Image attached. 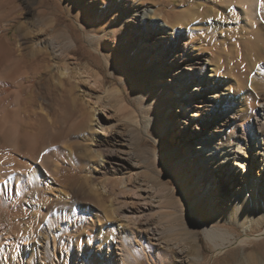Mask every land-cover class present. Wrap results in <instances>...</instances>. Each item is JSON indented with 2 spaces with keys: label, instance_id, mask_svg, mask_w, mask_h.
I'll list each match as a JSON object with an SVG mask.
<instances>
[{
  "label": "bare ground",
  "instance_id": "1",
  "mask_svg": "<svg viewBox=\"0 0 264 264\" xmlns=\"http://www.w3.org/2000/svg\"><path fill=\"white\" fill-rule=\"evenodd\" d=\"M192 2L179 0L177 9H169L162 16V23L157 22L161 17L154 8L146 9L133 4L124 11V16L118 23V40L114 47L118 49L115 53L119 60V65L116 63L118 67L137 80L130 98L126 97L121 87L105 89L104 80L97 72L90 73L77 60H70V49L75 41H62L60 35L52 33V28L41 19L20 21L14 39L7 36V27L0 31V59L3 58L5 62L4 76L0 79V87L4 93L0 98V126L9 147L7 156L0 158V212L4 207L10 209L14 227V233L5 238L8 243L5 240L4 243L1 242L0 264H50L60 262L63 257V261L65 260V255L57 254L61 243L51 229L54 220H48L44 227L52 231L51 234H39V238L42 237L39 241L35 240L38 232L37 228L34 229L38 219L37 212L45 204L40 198L43 193H48L52 199L63 201L57 188L58 182H61L60 167L56 165L50 168L48 156L38 162L32 158L23 160L25 157L16 155L12 150L21 138V122L18 119L21 110L19 105L13 106L14 101H18V97L22 95L27 80L41 78L45 74H49L51 78L57 77L65 90V99L80 109L77 128H81L79 133L87 131L82 141H89L84 142L85 150L80 156L97 164L99 174L108 176L95 182V177L90 176L91 174L88 176L84 168L83 175L78 180L86 188L85 203L92 206L96 203L103 210L106 225L109 226L99 229L100 236L97 237L96 233L97 239L88 243L90 251L83 254L80 249L77 250V264H119V260L125 262L128 245L140 244L144 239L146 244L156 245L157 252L167 250L163 255L169 263L172 260L185 261L187 246H168L169 242L163 240L158 226L162 220L160 210H157L161 200L150 196V186L148 182H144L146 174L141 170L149 160L146 157L149 151L139 149L143 134L154 137L160 147L164 148L163 153L158 155L150 152L149 156H154L157 164L163 166L172 177L177 176L180 179L178 184L188 178L179 168L184 163L194 166L195 158H199L202 172L193 169L194 173L190 172L189 175L194 182L193 188L197 189L200 183L203 184L202 193H198L196 200H200L204 194H217L219 182L228 181L229 188L225 190V196L218 198L219 201L223 199L221 214L217 209H210L209 217L221 215L223 221L239 225L243 230L254 223L264 222V218L257 214L259 199L264 208V185L259 188L257 181L251 177V167L257 163L264 173V73H261V66L258 68L260 61L264 59L256 60L258 56H264V24H260L258 20L263 16L264 0H239L244 7L242 12L246 19L252 18L254 22L249 26L254 28H249V31L252 30L249 36H246L248 31L244 29L245 26L243 29L237 28L238 32L234 31L238 40L244 43L245 49L237 52L239 41L230 42L231 49L229 52L227 49V56L233 63L227 60L228 57L223 59L226 58L225 46L229 43L214 41V36L208 32L212 31L210 28H214L211 27L214 22L204 21L203 25L200 21L202 27L195 24L199 21L198 18H202L198 16L203 13L198 9L200 1V4L193 3L194 5ZM241 3L237 2L236 6L242 7ZM224 5L229 4L224 2ZM107 10L103 7L96 14V22L102 21ZM209 17L207 18L210 19ZM187 22L188 26L190 23L193 26L188 28V35L181 29H175L172 33L166 29L177 26L181 28ZM228 28H224V31L229 40ZM109 29L112 33L113 25ZM129 33L134 43L128 45L124 39ZM199 39L204 43H197ZM195 43L198 49L188 53L187 49L194 48ZM200 45H204L208 53L201 51ZM211 49L216 50L212 53V59H209ZM204 74L210 78L208 81ZM81 87L82 94H78ZM12 94L15 100L10 98ZM245 94L248 97L244 99ZM236 95L238 98H235ZM108 100H115L118 103L117 110L124 112L126 116L122 132L115 127L119 124L118 118H122L115 116L114 121L109 118L111 109L108 110ZM248 100L258 103L249 104ZM176 103L184 119L179 116L173 119L171 116ZM95 126L99 127L102 135L99 136L94 131ZM169 129L176 142L172 146L165 142ZM189 130L193 131L190 135L187 133ZM100 157L103 162H100ZM127 171L134 172L133 177L125 176ZM242 172L243 177L238 180ZM190 188L191 186L183 185L182 192ZM106 193L108 196L113 195L112 208L107 205ZM219 201L215 200L216 203ZM26 206L32 208L31 214L26 211ZM188 208L194 212L192 203ZM89 212L85 213L86 216H96ZM27 215L29 220L23 223L22 220ZM112 218L118 219L116 226L112 224ZM170 219L171 216H168L165 221L169 222ZM201 226L215 254L221 253L222 249L232 243L247 244L250 241L248 234L230 232L214 219L210 222L203 221ZM110 230H115V236L105 237ZM260 234L264 235V229Z\"/></svg>",
  "mask_w": 264,
  "mask_h": 264
},
{
  "label": "rangeland",
  "instance_id": "2",
  "mask_svg": "<svg viewBox=\"0 0 264 264\" xmlns=\"http://www.w3.org/2000/svg\"><path fill=\"white\" fill-rule=\"evenodd\" d=\"M192 1V5H194L193 3L200 4L201 2L198 9L199 12L203 13L198 16H202V18H198L199 21L195 24L202 27V24H205L204 21L212 20L214 22L211 25V27L214 26V28H210L212 31L208 32L214 36V41H226V44L229 43L228 46H225L226 48L224 47L225 49L222 47L225 50L223 51L226 57L223 59H227L228 57L227 60H230L229 62L231 63L232 60L229 59V56H227L229 50L231 49L229 47L230 42L233 43L239 41L238 36L234 33V31L237 30L238 32L239 28L243 29L245 26L244 29L248 31V34L245 32L244 35L247 34L246 36H249L252 31L249 30L254 28V26H249L254 24L252 18H250V20L246 19L247 17L242 12L244 7L239 0L236 1L238 4L241 3L242 7H240V5L237 7V2L235 0H231L232 2L230 0H212L215 1L213 3L211 0ZM223 1L226 5L229 4L230 6H225ZM233 2H235V5H233ZM178 3L179 0H0V31L7 27V36L14 39L15 35L18 33V25L20 21L26 22L33 19H41L42 22L52 28V33L60 35V39L62 41H75V44L71 47L72 49H70V60H77L81 66L87 67L90 73L97 72V74L104 80L105 89L112 88L114 86L121 87L126 97L130 98L132 96V91L136 88L137 80L133 79L132 76L127 75L122 68L118 67L119 60L115 54L118 49L114 47L118 40V23L123 18L124 11L130 9L133 4L140 5L146 9L154 8L161 17V19H158L157 22L162 23V16L165 15L169 9H177ZM103 7L108 10L106 14H104L102 21L100 20L99 22H96L95 16L100 13V10H102ZM236 15H239L240 17H237ZM263 16L258 19L259 23L262 25L264 24V22H262L264 21ZM231 20L233 22H230ZM248 22L249 24H247ZM110 25H113L114 31L112 33L109 32ZM191 25L192 23L188 26L187 22V25L184 24L180 26L181 28L177 26L176 28L167 27L166 29L170 33L174 32L175 29H181L188 35V28L193 27ZM240 25L242 27H240ZM224 28L229 29L228 37H230V41L226 36L224 31L226 29ZM233 33L234 36H232ZM232 38L233 40L231 41ZM124 42L128 45L134 43L130 33L125 37ZM196 42L204 43L201 39ZM238 44L239 48L241 46L242 47L240 49L237 47V52L245 49V47H243V42L239 41ZM200 47L201 51L208 53L204 45H200ZM195 49H198V45H196V43L194 48L189 47L187 50L189 51L188 53H190ZM215 50L216 49L209 51V59H212V53ZM240 53L242 54L243 52ZM261 57L264 56L260 55L256 58V60L260 61L261 59H264ZM219 58L222 60V55H220ZM262 61H260L261 65L259 64L258 68L261 66V73H264V60ZM4 64V59L1 58L0 79L4 76ZM205 79L208 81L210 78L205 75ZM81 92L82 87L79 89L78 94H82ZM3 94V90L0 87V98ZM231 94L233 93L231 92ZM243 97L245 99V97H248V94H245ZM10 98L14 99L15 96L12 94ZM235 98H238V95H236ZM244 99L242 98V100ZM17 100L18 101H14L15 105L13 104V106L16 107L19 105L21 110V114L18 118L21 122V138L19 143L12 149L13 152L16 155L19 154L25 157L23 160L32 158L36 162L41 161L42 158L44 159L48 156L47 158L50 159L48 166L53 168L56 165H59L61 174H59L61 182H58L57 188L59 189L58 195L61 196L63 201L56 198L52 199L48 193H43L41 195L40 198L45 202V204L43 207L39 208L37 212L38 219L35 222L34 229L37 228L38 235L35 237V240L37 239L39 241L42 238H39V234L44 236L50 235L53 231L61 243V249L57 250V254L65 255V260L63 261V257L60 262L50 264H77L75 261L77 250L80 249L83 254L90 251L91 247H88V243L90 241H95V239L100 236V233L98 234L99 229L105 228L108 225H106L107 221L103 210L98 208L99 206H97L96 203L90 202L94 204L93 206L85 203L86 188H84V184H79L78 180L80 176L83 175L84 168H86L88 176L91 174L90 176L95 177V182L108 176L99 174L97 172V169H99L97 164H92L91 161L88 162L87 158L86 161L80 156L85 150V147L83 146L84 142L89 143V141H82L87 131L79 133L81 128L80 126L77 128V119L80 115V109L65 99V90L60 85L57 77L51 78L49 74H45L41 78H31L27 80L23 86L22 95H20ZM112 101H114V103ZM112 101L108 100L107 102V105L109 106L108 110L111 109L109 111V118L112 121H114L115 116L116 118H122L120 120L118 118L117 123L119 124L115 126L122 132V126L125 124L126 116H124V112H119L117 110L118 103L115 100ZM248 103L257 105L258 102L256 103L248 100ZM183 106L186 107L185 105ZM180 111L181 110H179L178 104H174L173 109L171 110V116L173 119L177 116L181 117ZM188 112L192 114L191 111ZM181 118L184 119V117ZM181 124L179 123V125ZM94 131L99 136L102 135L99 127L95 126ZM262 131L264 133V130ZM192 132V130H189L187 133L190 135ZM173 139L174 135L171 129L167 130V134L165 136V142L167 145H175L176 142ZM8 149L9 147L2 126H0V152L2 153H0V158L7 156L9 152ZM139 149L140 151H149V153L155 152L158 155L164 151V148L160 147L158 141L148 134H143ZM29 152L32 153V156ZM149 153L146 156L149 160L146 164H144V167H142L141 170L146 174L144 182H148L147 184L150 186V196L161 200V205H159L160 208L156 209L160 210L159 213L162 218V220L158 223V226H160L159 228L161 229L162 236L164 237L163 240L169 242L168 246H187L188 250L185 255L184 262L172 260L173 262L169 263V260L166 256H164L167 250H164V253L157 252L156 245L150 243L146 244V239H144L141 240L142 243L140 244L134 243L132 246L130 243V246L128 245V248L126 249V254L130 257L129 252L131 251V257L129 258L127 256V260L125 262H120L119 260V264H126V262L127 264H264V235L260 234L264 229V222L262 224L254 223L248 229L243 230V228L239 225L223 221L221 215L209 217L211 216L209 214L210 209H217V212L221 214L224 208L223 199L219 201L218 198L225 196V190H228L229 188L228 181H224V183L222 181L219 182L217 194H204L200 200H196L198 193H202L203 184L200 183L197 189L193 188L192 186L194 182L189 175L194 173L193 169H198L202 172V166L199 158H195V161L193 162L194 166H191L189 163H184L183 166L179 168V171L186 174V177L188 178L187 180H184L182 184H178L180 179L177 176L172 177L163 166L157 164L154 156H149ZM99 160L100 162H103L102 157H100ZM90 164L92 166H90ZM254 165L251 167V177L257 181L259 188H261V186L264 185V173L261 172L260 165L258 163ZM124 175L133 177L134 172L132 173L127 171ZM242 177L243 172L240 174L238 180L242 179ZM183 185L191 186V188L182 192ZM106 195L107 205L112 208L114 206L112 200L113 195L110 194L108 196V193H106ZM215 200L219 202L216 203ZM220 202H222V204ZM258 202L259 208L257 210V214L259 217L264 218V208L261 199H259ZM190 203H192L194 212L188 208ZM50 206L52 207L50 210L53 211L49 210ZM19 207L20 206H18V208ZM26 211L31 214L33 210L30 206H26ZM87 211H90L89 213L93 212L96 216H92L90 214L86 216L85 213ZM10 213L11 212L8 207H4L0 212V245L1 242L4 243V240L6 241L5 243H8L5 238L8 237L9 234L11 235L14 233ZM168 216H171L169 222L165 221ZM24 219L22 220L23 223L24 221L29 220V216L27 215ZM51 219L54 220V225L51 227L52 231L50 232L44 227L48 224V220ZM212 219H214L218 224L224 225L230 232L236 231L238 234H248L250 241L247 242V244L232 243L222 249L221 253L219 252L218 254H215L212 245L209 240L206 239L201 226L203 221L210 222ZM111 221L114 222L112 224L115 226L119 223L117 218H112ZM111 236L112 238L115 236V230L106 232L105 237L111 238ZM127 250L130 251L128 252ZM174 250L176 249L174 248Z\"/></svg>",
  "mask_w": 264,
  "mask_h": 264
}]
</instances>
